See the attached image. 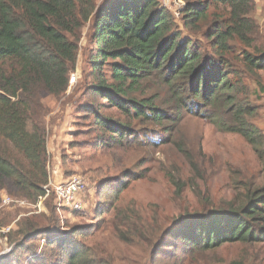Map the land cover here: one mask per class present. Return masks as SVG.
<instances>
[{"label": "trees", "instance_id": "1", "mask_svg": "<svg viewBox=\"0 0 264 264\" xmlns=\"http://www.w3.org/2000/svg\"><path fill=\"white\" fill-rule=\"evenodd\" d=\"M182 1L173 12L160 0H0V205L4 193L33 206L45 196L53 121L42 94L60 98L68 92L87 25L91 71L81 82L85 102L74 111L71 140L61 152L65 182L74 174L69 153L91 149L110 154L118 169L116 161L124 162L128 152L168 148L199 174L207 164L202 145L194 149L184 132L193 118L244 139L264 177L258 2ZM137 164L117 180L106 168L86 174L97 188L92 224L62 222L54 194L49 215L29 207L32 215L3 236L13 249L0 264L29 258L31 264H211L212 256L236 246L242 250L231 264H264V182L236 180L244 191L235 199L199 197L198 209L166 219L155 206L119 205L132 183L147 176L146 169L137 171L145 161ZM168 178L181 201L185 183L173 173ZM5 211L0 208V230L13 222ZM106 235L117 246L101 239ZM118 246L141 250L143 258Z\"/></svg>", "mask_w": 264, "mask_h": 264}, {"label": "rangeland", "instance_id": "2", "mask_svg": "<svg viewBox=\"0 0 264 264\" xmlns=\"http://www.w3.org/2000/svg\"><path fill=\"white\" fill-rule=\"evenodd\" d=\"M257 2L258 8L255 17L264 27V0H257ZM168 9L175 12V3L172 2ZM91 49H93L92 29L90 25H87L83 30V37L80 42L77 71L71 75L76 76V83L69 87L68 92L60 98H55L45 93L42 94L45 105L50 109V117L53 121L51 124L53 134L49 139V151L51 152L52 179L54 181L59 177L63 178L61 175L63 174L60 160L61 152L65 149L67 150L69 145V137H71L70 135L73 131L71 122L75 121L74 111L79 109L80 105L85 102V98H81L82 93H84L81 82L86 71H91V65L88 63ZM254 100L256 99L254 98ZM257 103L262 105L259 123L264 129V96ZM186 122L184 124L185 134L194 149L197 150L198 145H202L203 154L207 161V164L200 168L199 174L192 171L187 159L182 154L177 155L168 148L149 151L136 149L133 152H128L123 155L124 162L116 161L121 165V168L118 169L112 168L110 154H103V152L93 154L92 149L84 153L81 151L71 152L69 153L70 156L68 155V160L70 159L69 168L74 171L72 177H81L88 185V189L83 195L87 208L84 212L78 213L83 217H75L74 215L78 214L68 212L58 213L60 220L62 222L68 221L69 225H89L94 223L96 221L95 210L98 202L96 197L97 188L86 174L94 172L97 176L101 173L102 168H106L108 170L107 175L111 179L117 180L121 179L125 169L138 165L137 163L142 160L145 161V164L143 168H138L137 171L146 169V178L132 183L130 188L123 194L119 205L136 204L138 208L142 209H150L151 206H155L166 219L179 215L184 209H198L200 207L199 197L209 196L215 202L235 199L237 195L242 194L244 191L241 186L238 188L236 180H241L247 184H263L264 177L261 174L258 156L244 139L237 135L220 133L214 126L198 119L193 118ZM83 129H87V126L84 125ZM153 140L158 141L155 137H153ZM145 159H148V161ZM88 160H91V162L87 163ZM114 165L117 166L115 163ZM169 173H173L175 177L182 179L185 183L181 201L176 199L175 188L169 182ZM48 199L44 203L43 212L37 215H49V209L47 208ZM28 208L20 206L2 208V210H6L3 216L13 221L9 227H16L14 224L21 218L32 215L31 213L27 214ZM14 227L13 229H16ZM8 233L6 231L0 232V260L13 249V247L8 246L7 239L3 237ZM106 238H109V236L106 235L101 239ZM109 240L113 246H117L111 237ZM118 247L120 251L128 249ZM241 250L242 248L239 246L223 249L217 255L211 257V264H231L232 261L240 257ZM126 252L128 253V251ZM129 252L139 255V259L143 258L144 253L141 250L134 249L132 252L129 250ZM117 254V257L122 258L120 252ZM29 261H31L30 258L22 263L31 264Z\"/></svg>", "mask_w": 264, "mask_h": 264}, {"label": "built area", "instance_id": "3", "mask_svg": "<svg viewBox=\"0 0 264 264\" xmlns=\"http://www.w3.org/2000/svg\"><path fill=\"white\" fill-rule=\"evenodd\" d=\"M161 4L169 8L172 2L176 5V10L182 9L185 5L182 0H160ZM76 76H71L69 80L70 87L76 83ZM88 189V185L81 177L75 176L71 180L61 184H55L51 180L47 186L44 187L45 196L41 197L37 205H31L27 200L22 198H13L7 194L2 195L0 208L20 206V207H33L35 214H39L44 210V203L54 194L56 196V209L58 213L66 212L69 210L71 213H82L86 210L87 206L83 199ZM12 227L0 230V232H9Z\"/></svg>", "mask_w": 264, "mask_h": 264}, {"label": "crops", "instance_id": "4", "mask_svg": "<svg viewBox=\"0 0 264 264\" xmlns=\"http://www.w3.org/2000/svg\"><path fill=\"white\" fill-rule=\"evenodd\" d=\"M73 122V121H72ZM71 122V123H72ZM73 129V128H72ZM55 135V134H54ZM71 136V135H70ZM51 138V137H50ZM70 139L69 140H71V137H69ZM70 142V141H69ZM49 153H51L50 151H49ZM61 157V156H60ZM58 159V158H57ZM62 176H63V174H61ZM59 177V176H58ZM56 178V177H55ZM51 181L53 182V183H55V184H61V183H64L65 182V178H64V176H63V178H58L56 181H54L52 178H51Z\"/></svg>", "mask_w": 264, "mask_h": 264}]
</instances>
